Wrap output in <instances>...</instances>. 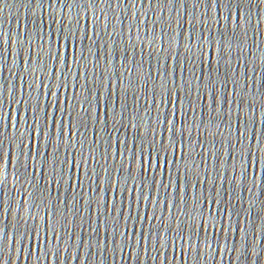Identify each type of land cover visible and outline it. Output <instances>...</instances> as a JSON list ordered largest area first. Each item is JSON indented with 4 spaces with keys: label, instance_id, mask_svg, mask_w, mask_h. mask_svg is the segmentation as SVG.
<instances>
[{
    "label": "water",
    "instance_id": "water-1",
    "mask_svg": "<svg viewBox=\"0 0 264 264\" xmlns=\"http://www.w3.org/2000/svg\"><path fill=\"white\" fill-rule=\"evenodd\" d=\"M68 2L0 17L83 264H264V0Z\"/></svg>",
    "mask_w": 264,
    "mask_h": 264
},
{
    "label": "snow or ice",
    "instance_id": "snow-or-ice-1",
    "mask_svg": "<svg viewBox=\"0 0 264 264\" xmlns=\"http://www.w3.org/2000/svg\"><path fill=\"white\" fill-rule=\"evenodd\" d=\"M0 2H2V0H0ZM55 2H56V0H53V3H55ZM90 2H94V0H90ZM60 3L61 4H64L65 3V0H60ZM72 3H75V0H69L67 6L68 7H71L72 6ZM25 63L27 64L28 61L26 60Z\"/></svg>",
    "mask_w": 264,
    "mask_h": 264
}]
</instances>
